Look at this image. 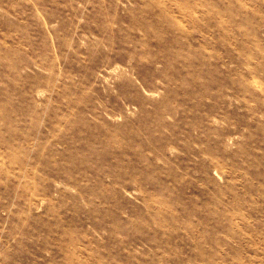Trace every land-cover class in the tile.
<instances>
[{"label": "rangeland", "instance_id": "rangeland-1", "mask_svg": "<svg viewBox=\"0 0 264 264\" xmlns=\"http://www.w3.org/2000/svg\"><path fill=\"white\" fill-rule=\"evenodd\" d=\"M0 264H264V0H0Z\"/></svg>", "mask_w": 264, "mask_h": 264}]
</instances>
